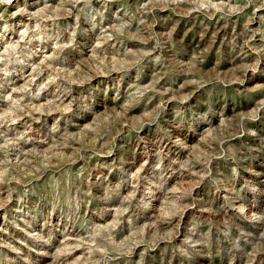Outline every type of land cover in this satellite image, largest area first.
<instances>
[{
  "label": "rangeland",
  "instance_id": "obj_1",
  "mask_svg": "<svg viewBox=\"0 0 264 264\" xmlns=\"http://www.w3.org/2000/svg\"><path fill=\"white\" fill-rule=\"evenodd\" d=\"M0 264H264V0H0Z\"/></svg>",
  "mask_w": 264,
  "mask_h": 264
}]
</instances>
